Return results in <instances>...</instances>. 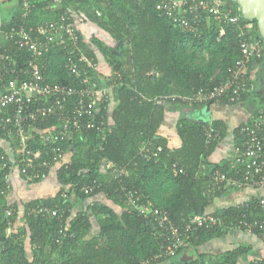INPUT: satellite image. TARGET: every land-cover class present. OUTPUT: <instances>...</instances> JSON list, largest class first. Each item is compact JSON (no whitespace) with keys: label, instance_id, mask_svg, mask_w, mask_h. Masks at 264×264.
<instances>
[{"label":"trees","instance_id":"1","mask_svg":"<svg viewBox=\"0 0 264 264\" xmlns=\"http://www.w3.org/2000/svg\"><path fill=\"white\" fill-rule=\"evenodd\" d=\"M160 1L32 0L31 13L22 19L19 2L15 0L16 8L10 17L0 21L3 32L20 25L37 28L63 15L70 18V23L77 17L96 27L111 44L91 39V46L74 26L85 56L95 62L100 56L110 68L109 77L104 78L98 70L89 71L88 76L100 88L115 84L116 101L112 122L108 121L111 132L105 141L94 131H83L72 135L71 145L62 142L61 147L70 154V159L57 171L59 190L53 197L24 204V215L18 218L16 213L12 217L5 216L6 210H15V206L8 205L7 199L0 196V264H140L158 253L159 240L154 236L149 219L138 216L125 204L124 193L129 190L136 191L143 203L167 215L181 231L186 229L190 218L200 214L219 216L224 222L223 227L211 230L198 228L174 256L160 264H236L245 252V248H238L208 260L202 256L189 257L206 241L226 234L230 223L238 221L246 210L213 209L214 199L221 195L212 193L211 177L217 171L226 173L231 169L227 164H212L208 160L219 142L206 145L205 127L209 122L187 116L188 112L201 107L165 100L189 96L225 80L229 69L240 58L237 31L209 19L203 22L199 34L192 35L174 27L166 15L156 10ZM222 2L239 16L240 24L250 26L252 38L261 41L262 61L264 41L259 37L256 22L244 20L235 3ZM222 27L224 36L219 34ZM1 44L9 48L4 40ZM12 47L10 51L17 70H25L27 55ZM65 60L61 47L49 50L42 66L45 84L77 81L65 69ZM5 78L10 76L5 75ZM170 110L183 113L175 129L179 139L175 148L158 135L165 113ZM66 116L63 112L44 123H23L22 133L30 139L26 149L44 147L42 131L59 135L60 124ZM99 117L107 121V110L101 107L96 114V118ZM211 125L221 130L223 139L222 124L212 122ZM236 131L238 135L239 128ZM11 132L0 131V140L7 142L11 150L8 154L0 148V158L6 156L10 160L12 156L18 162L23 148L14 130ZM241 142L238 135L237 146ZM6 172L0 171V191L6 190L3 178ZM92 182H96L98 188L90 195L83 194L81 187ZM98 194L122 211L118 213L112 207L93 203L73 216L74 206ZM248 204L251 210H247V214L255 215L252 210L255 200ZM40 208L60 209V216L29 214ZM18 219L23 222L22 227L14 229ZM93 220L97 224L94 234Z\"/></svg>","mask_w":264,"mask_h":264},{"label":"built area","instance_id":"2","mask_svg":"<svg viewBox=\"0 0 264 264\" xmlns=\"http://www.w3.org/2000/svg\"><path fill=\"white\" fill-rule=\"evenodd\" d=\"M21 9V18L26 19L33 9L32 0H18ZM222 0H161L156 5L163 15H166L174 27L197 35L201 31L204 21L215 19L220 24L236 29V38L240 50V58L229 69V74L218 85L210 89H198L189 96H174L165 98L168 101L178 100L189 106L203 108L211 104H240L242 98L249 91V70L253 62L262 58V44L259 39L251 36V28L239 22V16L230 8H225ZM66 15L59 19L45 22L37 28H25L24 25L12 26L8 32L0 30V41L8 43L9 48L0 45V131L12 133L19 140L23 148L22 157L18 162L1 156L0 171L4 173L6 190L0 191V196L7 199L10 189V176L17 170L20 176L28 183L43 182L48 179L52 169L65 166V156L68 153L63 149L62 142L71 145L73 134L83 131H94L105 141L111 132L110 124L103 117L96 118L101 107L112 98L113 86L100 88L88 76V72L96 70L97 62L87 58L82 50L81 38L76 32L73 23ZM1 26V23H0ZM220 36L225 35L224 28L220 29ZM12 46L23 51L25 70H17L15 58L11 55ZM59 46L65 51V69L76 78L72 84H45L42 66L45 55L52 48ZM5 75L10 78L6 79ZM24 76L26 77L24 79ZM23 77V79H22ZM102 105V106H101ZM2 112V113H1ZM66 112L62 119L59 135L50 131L40 133L43 148L26 149L30 141L22 133L23 123H44L47 119ZM221 130L211 123L205 127L206 145L221 141ZM238 135L242 142L236 147V156L230 164L229 172H215L211 177V191L222 195L228 188L241 190L247 187H264V116L258 115L239 127ZM70 148V146H69ZM72 149V148H71ZM158 152L161 149L157 150ZM183 173L182 170H179ZM98 184L92 182L81 187V192L90 195ZM125 204L138 216L149 219L154 236L159 240L158 253L142 260L140 264H160L164 259L174 256L187 241L192 232L198 228L206 230L214 227H223L224 222L219 216L200 214L190 218L186 229L181 231L167 217L150 204L141 201L136 191H125ZM244 211L240 219L230 223L227 230H238L247 234L258 235L264 240V195L255 200L249 213V204L236 206ZM242 209V208H241ZM14 209H7L6 217H12ZM60 209L40 208L31 210L29 214L48 215L59 217ZM64 234V232H62Z\"/></svg>","mask_w":264,"mask_h":264},{"label":"crops","instance_id":"3","mask_svg":"<svg viewBox=\"0 0 264 264\" xmlns=\"http://www.w3.org/2000/svg\"><path fill=\"white\" fill-rule=\"evenodd\" d=\"M16 8L15 0H0V21L8 19L11 11ZM74 26L80 32L83 40H86L87 25L74 18ZM91 48V47H90ZM98 73L105 77H109L110 68L105 65V61L102 57L98 56L97 68ZM250 88L244 99L237 105L226 104H213L210 106L208 114L204 117L209 123L220 122L224 128V137L217 144L213 153L209 157V162L212 164H227L230 167L231 162L236 156V147L238 143L237 129L244 123L252 120L258 115H264V59L253 62L249 70ZM262 78L261 82L259 79ZM258 85L259 89L255 91V85ZM108 88V87H107ZM112 98L107 107V119L111 123V113L114 109V92L111 94ZM255 99V101H253ZM200 114L199 109L196 111L188 112L187 116L195 119L202 120L196 115ZM183 117V113L177 111H166L164 116V123L158 132V135L164 139H167L171 144V147H177L179 139L176 136L175 129L179 119ZM0 148L4 149L8 154H11L10 145L0 140ZM11 156V155H10ZM12 157V156H11ZM10 157V160L13 158ZM70 154L67 153L65 161L68 162ZM59 168L52 169L50 176L47 180L39 183H28L14 170L10 176V190L7 195V204L15 206V213L18 218L23 217L24 210L23 205L33 200L48 199L53 197L59 190L58 183L56 181V174ZM264 195V187L254 188L247 187L241 190L234 188H228L224 193L214 199L213 209L223 210L229 207H236L245 205L251 201ZM93 203L106 205L114 208L118 213L122 211L121 208L113 206L111 201L107 200L104 195L98 194L97 196L86 200L84 203L74 206L73 216L79 211L86 210V208ZM244 208V207H241ZM77 209V210H76ZM238 209V208H237ZM93 219V218H92ZM93 223L92 234L97 230V224L95 220ZM23 222L17 220L14 224V229L22 227ZM15 232V231H14ZM238 248H245V252L237 259L236 264H263L264 263V240L258 235L243 233L238 230H228V232L222 236L210 239L203 243L198 251L193 252V256L204 257L205 259L215 258L224 255L227 252L234 251ZM206 260V261H207Z\"/></svg>","mask_w":264,"mask_h":264},{"label":"water","instance_id":"4","mask_svg":"<svg viewBox=\"0 0 264 264\" xmlns=\"http://www.w3.org/2000/svg\"><path fill=\"white\" fill-rule=\"evenodd\" d=\"M238 7L241 17L247 21H255L259 37L264 41V0H229ZM210 105L199 109L200 115L206 117Z\"/></svg>","mask_w":264,"mask_h":264},{"label":"rangeland","instance_id":"5","mask_svg":"<svg viewBox=\"0 0 264 264\" xmlns=\"http://www.w3.org/2000/svg\"><path fill=\"white\" fill-rule=\"evenodd\" d=\"M75 18V17H74ZM86 24V23H85ZM87 30H86V36H87V38H86V40L88 41V44H90V40L91 39H96V40H99V41H101V42H109V40L108 39H106V37L100 32V31H98V29L96 28V27H94V26H92V25H87ZM109 44H111V42H109ZM91 45V44H90ZM92 46V45H91ZM205 58H207L206 57V55L204 54L203 55ZM105 65H107L106 63H105ZM259 89V87H258V85H257V83H256V85H255V91H257ZM253 101H255V99L253 100ZM193 115H196V117H198V118H200V119H204L205 120V118L204 117H201L200 116V114H193ZM203 120V121H204ZM75 210V209H74ZM77 210V209H76ZM189 257L191 258V257H193V253H190V255H189Z\"/></svg>","mask_w":264,"mask_h":264},{"label":"flooded vegetation","instance_id":"6","mask_svg":"<svg viewBox=\"0 0 264 264\" xmlns=\"http://www.w3.org/2000/svg\"><path fill=\"white\" fill-rule=\"evenodd\" d=\"M259 80H260L261 82L263 81V79H262V78H260Z\"/></svg>","mask_w":264,"mask_h":264}]
</instances>
